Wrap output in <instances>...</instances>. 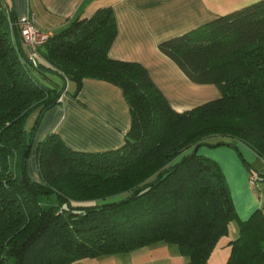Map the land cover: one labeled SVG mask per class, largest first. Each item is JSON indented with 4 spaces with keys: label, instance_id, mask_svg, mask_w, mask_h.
<instances>
[{
    "label": "trees",
    "instance_id": "trees-1",
    "mask_svg": "<svg viewBox=\"0 0 264 264\" xmlns=\"http://www.w3.org/2000/svg\"><path fill=\"white\" fill-rule=\"evenodd\" d=\"M12 11L0 0V264H72L160 240L177 244L189 264H206L231 221L238 235L225 264H264L262 210L240 220L221 168L197 151L231 146L257 171L227 138L264 159V0L158 44L189 80L220 92L182 112L142 65L108 56L116 34L110 7L50 34L33 63ZM48 74L77 89L84 78L117 85L131 125L122 146L101 152L73 150L49 133L36 146L34 181L27 159L36 126L66 92L44 83ZM213 137L220 140L207 141Z\"/></svg>",
    "mask_w": 264,
    "mask_h": 264
},
{
    "label": "crops",
    "instance_id": "crops-1",
    "mask_svg": "<svg viewBox=\"0 0 264 264\" xmlns=\"http://www.w3.org/2000/svg\"><path fill=\"white\" fill-rule=\"evenodd\" d=\"M1 1L10 17L12 10L16 18L33 12L37 26L49 34L59 32L76 17H89L98 8L110 7L115 18L116 34L109 46L108 56L142 65L170 106L182 112L219 97L220 92L213 84H197L189 80L177 64L159 50L158 44L258 0ZM69 82L74 83L73 87L66 85V92L59 103L47 109L36 126L27 159L28 174L34 181H41L35 158L36 146L49 133L57 134L73 150L101 152L122 146L130 129V109L120 87L94 78H84L79 89L76 82ZM36 116L37 112L31 114L26 128L33 125ZM223 139L235 145L253 168L264 173L263 158L240 141ZM217 140L220 137L207 141ZM197 151L217 162L221 168L240 220H246L256 209H261L264 215V178L254 185L249 183L252 173L248 172L231 146H201ZM257 171L254 174L260 175ZM237 235V223L229 222L227 235L218 240L206 264H225L230 253L229 242ZM189 262V257L180 253L177 244L160 240L129 252L80 259L72 264Z\"/></svg>",
    "mask_w": 264,
    "mask_h": 264
},
{
    "label": "built area",
    "instance_id": "built-area-1",
    "mask_svg": "<svg viewBox=\"0 0 264 264\" xmlns=\"http://www.w3.org/2000/svg\"><path fill=\"white\" fill-rule=\"evenodd\" d=\"M8 19L10 20L9 17ZM10 24L11 26H16L18 28L22 43L28 50V57L35 61L38 47L47 41L50 34L37 26L33 12H28L27 14L18 17L16 20L11 21ZM261 179L262 177L260 175L252 174L249 181L254 185Z\"/></svg>",
    "mask_w": 264,
    "mask_h": 264
},
{
    "label": "rangeland",
    "instance_id": "rangeland-1",
    "mask_svg": "<svg viewBox=\"0 0 264 264\" xmlns=\"http://www.w3.org/2000/svg\"><path fill=\"white\" fill-rule=\"evenodd\" d=\"M44 83H46L47 85L49 86H52V85H55L57 86L59 89L62 88L64 86V81H63V78H61L60 76L58 75H55V74H48V77L47 79H44L43 80ZM69 82V81H68ZM67 82V86H72L73 87V84L72 82ZM68 88V87H67ZM72 90V89H71ZM198 106V105H197ZM31 118V115L29 116V118L27 119V122L26 124L28 123L29 119ZM30 126H28L27 128H29ZM237 153V152H236ZM238 154V153H237ZM240 158V157H239ZM241 160V159H240ZM242 162V160H241ZM243 163V162H242ZM244 164V163H243ZM245 166V165H244ZM246 167V166H245ZM233 226H236V224L234 225L233 223ZM218 247L220 248V244L218 245ZM215 251L216 253L219 252L218 249L216 248ZM215 253V254H216ZM214 256V255H213Z\"/></svg>",
    "mask_w": 264,
    "mask_h": 264
},
{
    "label": "water",
    "instance_id": "water-1",
    "mask_svg": "<svg viewBox=\"0 0 264 264\" xmlns=\"http://www.w3.org/2000/svg\"><path fill=\"white\" fill-rule=\"evenodd\" d=\"M27 58H28V60H29L31 63L34 62L30 57L27 56ZM63 81H64V86H63V88H65L66 85H67V80L63 78ZM79 87H80V86H79ZM79 87H78V89H79ZM53 105H54V103L50 104V105L47 107V109L51 108ZM47 109H46V110H47ZM46 110H44V111L42 112V115H43V113H44ZM42 115H41V116H42Z\"/></svg>",
    "mask_w": 264,
    "mask_h": 264
},
{
    "label": "bare ground",
    "instance_id": "bare-ground-1",
    "mask_svg": "<svg viewBox=\"0 0 264 264\" xmlns=\"http://www.w3.org/2000/svg\"><path fill=\"white\" fill-rule=\"evenodd\" d=\"M7 14V13H6ZM252 174H254V173H252ZM250 183V182H249Z\"/></svg>",
    "mask_w": 264,
    "mask_h": 264
}]
</instances>
